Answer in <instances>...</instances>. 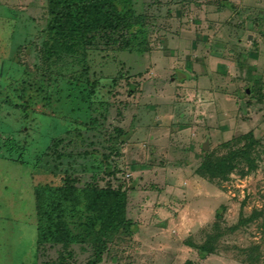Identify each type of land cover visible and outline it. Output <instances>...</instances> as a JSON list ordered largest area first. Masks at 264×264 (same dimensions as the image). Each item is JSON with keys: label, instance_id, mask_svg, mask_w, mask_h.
Instances as JSON below:
<instances>
[{"label": "rangeland", "instance_id": "374dc122", "mask_svg": "<svg viewBox=\"0 0 264 264\" xmlns=\"http://www.w3.org/2000/svg\"><path fill=\"white\" fill-rule=\"evenodd\" d=\"M55 1L0 0V264H264V0Z\"/></svg>", "mask_w": 264, "mask_h": 264}, {"label": "trees", "instance_id": "16d2710c", "mask_svg": "<svg viewBox=\"0 0 264 264\" xmlns=\"http://www.w3.org/2000/svg\"><path fill=\"white\" fill-rule=\"evenodd\" d=\"M128 0H56L53 5H57L58 8L52 9V13L56 14L54 26L51 27L52 32H62L72 36L74 39L80 37V41L73 45V48L79 46L86 39L87 36L96 29H118L120 27H127V14L124 15L123 9L120 7L122 3H126ZM120 7V8H119ZM56 9H59L56 11ZM76 12V15H72V12ZM131 15V14H130ZM132 18V16H130ZM71 49V47H70ZM105 194H99L98 197L102 199ZM118 208L111 210L110 214L100 215V220L103 223L108 224L109 228H116L117 226V214L119 212V203L115 205Z\"/></svg>", "mask_w": 264, "mask_h": 264}]
</instances>
